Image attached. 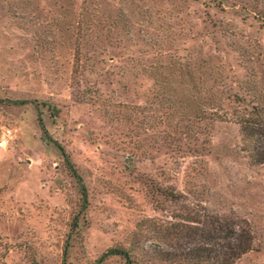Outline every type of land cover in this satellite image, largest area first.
<instances>
[{
  "label": "rangeland",
  "instance_id": "1",
  "mask_svg": "<svg viewBox=\"0 0 264 264\" xmlns=\"http://www.w3.org/2000/svg\"><path fill=\"white\" fill-rule=\"evenodd\" d=\"M263 117L264 0H0V264H211L216 217L264 264Z\"/></svg>",
  "mask_w": 264,
  "mask_h": 264
},
{
  "label": "trees",
  "instance_id": "2",
  "mask_svg": "<svg viewBox=\"0 0 264 264\" xmlns=\"http://www.w3.org/2000/svg\"><path fill=\"white\" fill-rule=\"evenodd\" d=\"M41 123V118L38 117ZM248 122V123H246ZM246 120L245 123L248 125L244 126V131H248L249 135H254L257 137L258 143L255 146V155L259 163H264V117L259 118L256 121ZM59 148L61 155L63 157L66 165L73 170V175L77 178L80 185L81 194V210L83 211L87 206V192L81 178L72 168L71 162L64 151V149L56 143ZM79 212L73 217L71 223V230H76L78 228ZM185 239V244H184ZM188 239V240H187ZM187 240V241H186ZM253 236L249 230L246 228H241L235 226L232 221L227 222L222 218L216 217L211 220L210 227L205 228H194L190 232L185 231L182 235L181 245L189 244L190 247L187 248V252L184 253L185 257H192L198 261L209 260L211 264H233L240 256L248 252L252 247ZM68 250L67 244L64 246V255H66ZM119 255L126 259L127 264H131L129 253L124 249L109 248L103 252L93 263L91 264H101L108 256Z\"/></svg>",
  "mask_w": 264,
  "mask_h": 264
},
{
  "label": "built area",
  "instance_id": "3",
  "mask_svg": "<svg viewBox=\"0 0 264 264\" xmlns=\"http://www.w3.org/2000/svg\"><path fill=\"white\" fill-rule=\"evenodd\" d=\"M8 134L4 133V135H2V137L0 138V147H4L8 141L7 138Z\"/></svg>",
  "mask_w": 264,
  "mask_h": 264
}]
</instances>
